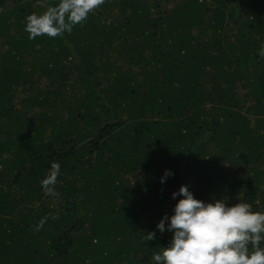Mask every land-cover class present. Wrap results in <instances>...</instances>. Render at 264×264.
<instances>
[{
    "label": "trees",
    "instance_id": "obj_1",
    "mask_svg": "<svg viewBox=\"0 0 264 264\" xmlns=\"http://www.w3.org/2000/svg\"><path fill=\"white\" fill-rule=\"evenodd\" d=\"M57 2L0 0V264H150L182 184L264 211V0H105L28 39Z\"/></svg>",
    "mask_w": 264,
    "mask_h": 264
},
{
    "label": "clouds",
    "instance_id": "obj_2",
    "mask_svg": "<svg viewBox=\"0 0 264 264\" xmlns=\"http://www.w3.org/2000/svg\"><path fill=\"white\" fill-rule=\"evenodd\" d=\"M104 2L58 0L41 14H28L24 31L30 40L71 33L74 26L85 21ZM259 55L264 56V42ZM60 174V163H50L49 174L40 181L45 194L56 195L54 186ZM174 175L171 169H164L160 184ZM170 199L175 201L171 214H162L155 228L145 232L147 242L156 240L158 234L161 237L170 234L167 243L152 252L150 264H264V211L255 210L247 201L229 205L225 198H195L184 184L171 192ZM44 223V219L39 221L37 231Z\"/></svg>",
    "mask_w": 264,
    "mask_h": 264
},
{
    "label": "rangeland",
    "instance_id": "obj_3",
    "mask_svg": "<svg viewBox=\"0 0 264 264\" xmlns=\"http://www.w3.org/2000/svg\"><path fill=\"white\" fill-rule=\"evenodd\" d=\"M97 12H99V11H97ZM193 33L195 34L196 33V31L195 30H193ZM246 110L244 109L242 112L244 113ZM247 116H249L250 118L252 117L251 115H247ZM140 178V177H139ZM255 207H260V205H257V206H255Z\"/></svg>",
    "mask_w": 264,
    "mask_h": 264
}]
</instances>
